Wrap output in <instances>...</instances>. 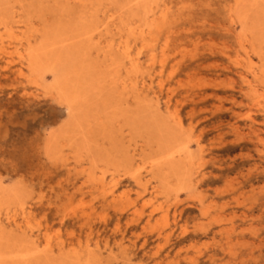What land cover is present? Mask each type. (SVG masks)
<instances>
[{
	"label": "rangeland",
	"instance_id": "1",
	"mask_svg": "<svg viewBox=\"0 0 264 264\" xmlns=\"http://www.w3.org/2000/svg\"><path fill=\"white\" fill-rule=\"evenodd\" d=\"M46 1L0 0L5 237L30 264H264V0Z\"/></svg>",
	"mask_w": 264,
	"mask_h": 264
},
{
	"label": "bare ground",
	"instance_id": "2",
	"mask_svg": "<svg viewBox=\"0 0 264 264\" xmlns=\"http://www.w3.org/2000/svg\"><path fill=\"white\" fill-rule=\"evenodd\" d=\"M3 1V0H2ZM5 1V0H4ZM48 1V0H47ZM46 1V2H47ZM57 1V0H56ZM55 1V2H56ZM237 1V0H236ZM254 1V0H253ZM84 2V1H83ZM86 2V1H85ZM122 2V1H121ZM125 2V1H124ZM135 2V1H134ZM59 3V2H58ZM133 3V2H132ZM3 4V3H2ZM115 4V3H114ZM234 4V3H233ZM244 4H245V2H244ZM252 4H253V2H252ZM1 5V4H0ZM254 5H256V3L254 4ZM17 6V5H16ZM101 6V5H100ZM129 6V5H128ZM150 6V5H149ZM166 6V5H165ZM164 6V7H165ZM249 6V5H248ZM52 7V6H51ZM116 7H118L117 5H116ZM155 7V6H154ZM242 7V6H241ZM251 8H252V6H250ZM69 8V7H68ZM67 8V9H68ZM73 8V7H72ZM87 8H88V6H87ZM139 8V7H138ZM148 8V7H147ZM151 8V7H150ZM163 8V7H162ZM244 8V7H243ZM97 9H98V7H97ZM129 9V8H128ZM246 9H247V7H246ZM261 9V8H260ZM57 10V9H56ZM150 10V9H149ZM234 10V9H233ZM141 11L143 12V9H141ZM151 11V10H150ZM227 11H228V9H227ZM231 12V11H230ZM243 12V11H242ZM251 12V11H250ZM232 13H233V11H232ZM58 14V13H57ZM145 16H146V14H145ZM229 16V15H228ZM239 16V15H238ZM244 16V15H243ZM246 16V15H245ZM255 16V15H254ZM259 16V15H258ZM163 17V16H162ZM230 17V16H229ZM253 17V16H252ZM109 18V17H108ZM151 18V17H150ZM158 18V17H157ZM245 18V17H244ZM244 18H242V19H244ZM258 18V17H257ZM1 19V18H0ZM13 19V18H12ZM54 20V19H53ZM241 20V19H240ZM252 20V19H251ZM250 20V21H251ZM93 21V20H92ZM232 21V20H231ZM249 21V20H248ZM247 21V22H248ZM253 21V20H252ZM3 22V21H2ZM122 23V22H121ZM246 23V22H245ZM256 23V22H255ZM129 24H130V22H129ZM249 24H251V23H249ZM1 25V24H0ZM123 26H124V24H122ZM131 26V25H130ZM145 26V25H144ZM260 26V25H259ZM2 27V26H1ZM106 27V26H105ZM111 27V26H110ZM140 27V26H139ZM258 26L256 25V28H257ZM87 28V27H86ZM253 28V27H252ZM260 28V27H259ZM259 28L257 29L258 31H259ZM264 28V27H263ZM120 29V28H119ZM254 29V28H253ZM128 30V29H127ZM257 30H256V33H258L257 32ZM129 31V30H128ZM260 33H262V29H260ZM62 33V32H61ZM116 34V33H115ZM63 35V34H62ZM85 35V34H84ZM156 35V34H155ZM254 35H256V34H254ZM261 35V34H260ZM126 36V35H125ZM32 37V36H31ZM60 38H62V37H60ZM124 38V37H123ZM122 38V39H123ZM139 38V37H138ZM260 38V37H259ZM1 39V38H0ZM125 40V39H124ZM31 41V40H30ZM126 41V40H125ZM32 42V41H31ZM124 42V41H123ZM127 42V41H126ZM134 42V41H133ZM44 43V42H43ZM87 43V42H86ZM154 44V43H153ZM125 45V44H124ZM132 45V44H131ZM107 46V45H106ZM128 46V45H127ZM137 46H139L138 44H137ZM48 47L49 46H46V47H43V48H30V51L27 53V55L28 56H26L27 57V59H28V65H29V68L31 69V70H35V71H38V69H40L41 68V66H42V57H43V55H45L47 52H48ZM143 48V47H142ZM108 49V48H107ZM119 49H121V48H119ZM125 50H126V48H124ZM65 50H67V49H65ZM45 51V52H44ZM60 51H61V49H60ZM109 51H110V49H109ZM71 52V51H70ZM69 52V53H70ZM129 52V51H128ZM72 53V52H71ZM74 53V52H73ZM68 55V54H67ZM138 55V54H137ZM122 56V55H121ZM21 57H23V56H21ZM50 57V56H49ZM138 57V56H137ZM139 58V57H138ZM154 58V57H153ZM49 60H50V58H49ZM97 60V59H96ZM124 60V59H123ZM50 61H52V59L50 60ZM84 61V60H83ZM132 61V60H131ZM131 61H130V63H131ZM140 61V60H139ZM150 61V60H149ZM22 62V61H21ZM125 62V61H124ZM153 62H154V60H153ZM149 63V62H148ZM15 64V63H14ZM125 64H126V62H125ZM150 64V63H149ZM139 65V64H138ZM253 65V64H252ZM25 66V65H24ZM133 66V65H132ZM134 66H136V65H134ZM18 67V66H17ZM99 67V66H98ZM121 67V66H120ZM100 68V67H99ZM145 68V67H144ZM149 68V67H148ZM152 68V67H151ZM53 69V68H52ZM95 69V68H94ZM110 69V68H109ZM24 70V69H23ZM53 70H55V69H53ZM112 70V69H111ZM117 70H119L118 69V67H117ZM116 70V71H117ZM132 70H133V68H132ZM141 70H142V68H141ZM145 70V69H144ZM148 70V69H147ZM146 70V71H147ZM103 71V70H102ZM108 72V71H107ZM128 72V71H127ZM144 72V71H143ZM104 73V72H103ZM108 73H110V72H108ZM129 73V72H128ZM98 74V73H97ZM96 74V75H97ZM107 74V73H106ZM113 74H115L114 73V71H113ZM121 74V73H120ZM117 75V74H116ZM137 75V74H136ZM139 75V74H138ZM109 76V75H108ZM111 76V75H110ZM119 76H121V75H119ZM25 77V76H24ZM45 77V76H44ZM89 77V76H88ZM112 77V76H111ZM146 77V76H145ZM48 78V77H47ZM57 78L60 80L61 78H62V75H57ZM112 78H114V77H112ZM131 78V77H130ZM27 80V79H26ZM44 80V79H43ZM103 80H105V78L103 79ZM114 80V79H113ZM67 81H68V79H67ZM116 82H117V80H115ZM127 81V80H126ZM133 81V80H132ZM30 82V81H29ZM82 82V81H81ZM114 82V81H113ZM112 81L110 82V83H113ZM115 82V83H116ZM78 83H80V81L78 82ZM85 83V82H84ZM106 84H107V82H106ZM105 84V85H106ZM116 84H118V83H116ZM137 84H138V82H137ZM114 85V84H113ZM125 85H127L126 83H125ZM41 86V85H40ZM42 88H43V86H41ZM76 87H77V85H76ZM83 87V86H82ZM114 87H116V86H114ZM138 87V86H137ZM153 87V86H152ZM85 88V87H84ZM94 88V87H93ZM97 88V87H96ZM117 88V87H116ZM128 88V87H127ZM126 88V89H127ZM97 89H99V88H97ZM143 89V88H142ZM118 90V89H117ZM63 91L66 93V101L69 103V110L71 111V109L73 108V100H74V98H73V96L71 95L72 93L71 92H69V91H67L65 88L63 89ZM82 92H83V90H81ZM92 91V90H91ZM96 91V90H95ZM111 91V90H110ZM121 91V90H120ZM123 91V90H122ZM130 91V90H129ZM146 92V91H145ZM88 93V92H87ZM98 93V92H97ZM119 93V92H118ZM128 94H130V93H128ZM127 94V95H128ZM132 94V93H131ZM135 95H136V93H134ZM94 95V94H93ZM105 95V94H104ZM86 96V95H85ZM100 96H101V93H100ZM99 96V97H100ZM124 96V95H123ZM141 96V95H140ZM55 97V96H54ZM107 97V96H106ZM106 97H105V100H106ZM110 97H112V93H111V96ZM96 98V97H95ZM97 98H98V96H97ZM101 98V97H100ZM128 98V97H127ZM155 98V97H154ZM89 99V98H88ZM112 99H115L114 98V95H113V98ZM122 99V98H121ZM124 99V98H123ZM126 99V98H125ZM57 100V99H56ZM59 100V99H58ZM90 100V99H89ZM97 100V99H96ZM99 100V99H98ZM103 100H104V97H103V99H101L100 100V102L102 101L103 102ZM104 100V101H105ZM109 100V98H107V101ZM140 100V99H139ZM142 100V99H141ZM110 101H111V99H110ZM116 101H118V100H116ZM127 101V100H126ZM112 102V101H111ZM110 102V103H111ZM119 102V101H118ZM61 103V102H60ZM90 103V102H89ZM88 103V104H89ZM94 103V102H93ZM98 103V102H97ZM110 103H109V105H110ZM101 104V103H100ZM99 104V105H100ZM115 104V103H114ZM118 104V103H117ZM137 105H138V103H136ZM140 104V103H139ZM102 105V104H101ZM93 106H95V105H93ZM106 106V105H105ZM83 107H85L84 105H83ZM121 107V106H120ZM87 107H85L84 109H85V112H82V113H86L85 115H87V109H86ZM104 108V106L102 107V109ZM139 108V107H138ZM83 109V108H82ZM90 109V108H89ZM93 109V108H92ZM96 109V108H95ZM99 109V108H98ZM122 109V108H121ZM126 109H127V107H126ZM130 109H131V107H130ZM134 109V108H133ZM68 110V112H70ZM84 111V110H83ZM94 111V110H93ZM95 113V115H96V111L94 112ZM104 113V112H103ZM85 115H83V116H85ZM102 115V114H101ZM80 116V115H79ZM100 116V115H99ZM75 117V116H74ZM173 117V116H172ZM83 118V117H82ZM85 118V117H84ZM87 119V118H86ZM89 119H91L90 117H89ZM68 120V119H67ZM74 120H76V119H74ZM85 120V119H84ZM123 121H124V119H123ZM67 122V121H66ZM72 122V121H71ZM88 122H90V121H88ZM74 123V122H73ZM91 123V122H90ZM182 123H184V122H182ZM88 124V123H87ZM80 125V124H79ZM62 126H64V124L62 125ZM85 126V125H84ZM86 126H88V125H86ZM78 127H76V129H77ZM87 128V127H86ZM90 128H91V126H90ZM113 128V127H112ZM72 129V128H71ZM75 129V130H76ZM65 130V129H64ZM69 130V129H68ZM114 130L116 131V129L114 128ZM117 132V131H116ZM68 132H66V133H64V134H67ZM91 133V132H90ZM100 133V132H99ZM116 135V134H115ZM67 136H68V134H67ZM67 136H66V138H67ZM70 136V135H69ZM68 136V137H69ZM50 136H47V138H49ZM58 137L59 136H57V139H58ZM63 137V136H62ZM62 137H59V138H62ZM74 137H75V135H74ZM94 137V136H93ZM112 138V137H111ZM69 139H71V137L69 138ZM107 139V138H106ZM113 139H115V137L113 138ZM53 140H55V139H53ZM66 140H68V138L66 139ZM129 140V139H128ZM51 141H52V136H51ZM87 141H89V140H87ZM126 141V140H125ZM130 141V140H129ZM58 142H59V140L57 141V144H58ZM69 142V141H68ZM71 142H73V141H71ZM107 142V141H106ZM134 142V141H133ZM189 142V141H188ZM90 143V142H89ZM136 143V142H135ZM141 143V142H140ZM162 143V142H161ZM199 143V142H198ZM51 144H53V143H51ZM57 144H56V146H55V148L57 147ZM189 144H190V142H189ZM97 145V144H96ZM163 145V144H162ZM47 146V145H46ZM76 146V145H75ZM187 146V145H186ZM52 147V146H51ZM80 147V146H79ZM83 147V146H82ZM128 147V146H127ZM64 148V147H63ZM66 148V147H65ZM122 148H123V146H122ZM186 148V147H185ZM190 148V147H189ZM72 149V148H71ZM82 149V148H81ZM113 149H115L114 148V146H113ZM182 150H183V148H179V149H177V150H175V149H171V150H168V151H166V154L162 157V158H164V159H174L175 157H177V156H179L180 155V153L182 152ZM63 151V150H62ZM88 151H91V150H88ZM96 151V150H95ZM82 152V151H81ZM84 152V151H83ZM86 152V151H85ZM133 152V151H132ZM72 153V152H71ZM90 153V152H89ZM88 154V153H87ZM101 154H102V152H101ZM107 154V153H106ZM64 155H65V153H64ZM90 154H88V156H89ZM94 155V154H93ZM46 156V155H45ZM67 156V155H66ZM65 157V156H64ZM196 157V156H195ZM48 158V157H47ZM62 158H63V156H62ZM67 158H68V156H67ZM73 158V157H72ZM87 158V157H86ZM89 158V157H88ZM92 158V157H91ZM65 159V158H64ZM75 159V158H74ZM82 159H83V157H82ZM195 159V158H194ZM67 160V159H66ZM197 160V159H196ZM58 161V160H57ZM56 161V162H57ZM62 161V160H61ZM60 161V162H61ZM69 162V161H68ZM68 162H67V164H68ZM78 162V161H77ZM75 163V162H74ZM159 163V162H158ZM203 163V162H202ZM201 163V164H202ZM91 164V163H90ZM95 164V163H94ZM63 165V164H62ZM69 165V164H68ZM71 165V164H70ZM56 167V166H55ZM202 167V166H201ZM64 168H65V165H64ZM66 168H72V167H66ZM81 169V168H80ZM85 170V169H84ZM58 171V170H57ZM75 171V170H74ZM67 172V171H66ZM66 172H65V174H66ZM70 172V171H69ZM104 172V171H103ZM72 173V172H71ZM68 175H70L69 173H67ZM99 174V173H98ZM104 174V173H103ZM102 174V175H103ZM63 175V174H62ZM78 175V174H77ZM129 175V174H128ZM61 176V175H60ZM71 176V175H70ZM79 176V175H78ZM93 176V175H92ZM75 177V176H74ZM89 177V176H88ZM98 177V176H97ZM62 178V177H61ZM94 178V177H93ZM117 178V177H116ZM123 178V177H122ZM92 179V178H91ZM90 179V180H91ZM85 180V179H84ZM68 181V180H67ZM183 181V180H182ZM105 182V181H104ZM151 182V181H150ZM88 183V182H87ZM188 183V182H187ZM80 184V183H79ZM153 185H155V184H153ZM173 185V184H172ZM70 186V185H69ZM159 186V185H158ZM83 187V186H82ZM174 187H176V186H174ZM31 188V187H30ZM105 188V187H104ZM26 189H29V188H26ZM32 189V188H31ZM106 189V188H105ZM118 189V188H117ZM138 189V188H137ZM159 189V188H158ZM35 190V189H34ZM23 191V190H22ZM70 191V190H69ZM136 191V190H135ZM139 191V190H138ZM148 191V190H147ZM151 191V190H150ZM105 192V191H104ZM33 193V192H32ZM31 193V194H32ZM35 193V192H34ZM36 193H40V191L39 192H36ZM129 193V192H128ZM160 193V192H159ZM166 193H168V192H166ZM157 194V193H156ZM108 195V194H107ZM110 195V194H109ZM115 195V194H114ZM119 195V194H118ZM121 195V194H120ZM131 195V194H130ZM163 195V194H162ZM166 195V194H165ZM44 196V195H43ZM42 196V197H43ZM70 196V195H69ZM42 197H41V199H42ZM60 197V196H59ZM62 197H64V196H62ZM117 197V196H116ZM119 197V196H118ZM153 197V196H152ZM168 197H170V196H168ZM37 198V197H36ZM73 198V197H72ZM84 198V197H83ZM114 198V197H113ZM121 198V197H120ZM119 198V199H120ZM38 199V198H37ZM124 199V198H123ZM159 199V198H158ZM61 200V199H60ZM69 200V199H68ZM73 200V199H72ZM107 200H108V198H107ZM110 200V199H109ZM138 200H140V199H138ZM151 200V199H150ZM34 201V200H33ZM38 201V200H37ZM58 201V200H57ZM129 201V200H128ZM142 201V200H141ZM147 201V200H146ZM145 201V202H146ZM152 201V200H151ZM154 201V200H153ZM152 201V202H153ZM102 202V201H101ZM144 202V203H145ZM151 202V203H152ZM72 203V202H71ZM150 203V202H149ZM42 204V203H41ZM60 204H62L61 203V201H60ZM155 204V203H154ZM153 204V205H154ZM64 205V204H63ZM146 205V204H145ZM164 205V204H163ZM35 206H36V204H35ZM34 206V207H35ZM38 206V205H37ZM51 206V205H50ZM59 206V205H58ZM61 206V205H60ZM102 206V205H101ZM144 206V205H143ZM142 206V207H143ZM155 206H156V204H155ZM169 206V205H168ZM33 207V206H32ZM39 207V206H38ZM47 207H49V206H47ZM53 207V206H52ZM154 207V206H153ZM157 207V206H156ZM170 207L171 206H169V209H170ZM45 208V207H44ZM50 208V207H49ZM62 208V207H61ZM60 208V209H61ZM73 208V207H72ZM57 209V208H56ZM67 209V208H66ZM139 209V208H138ZM137 209V210H138ZM167 209V208H166ZM141 210H143V209H141ZM152 210V209H151ZM168 210V209H167ZM34 211V210H33ZM75 211V210H74ZM129 211H131V210H129ZM144 211V210H143ZM145 212V211H144ZM150 212V211H149ZM157 212V211H156ZM164 212V210H162V213ZM165 212H166V210H165ZM70 213V212H69ZM168 213H169V211H168ZM152 214V213H151ZM157 214V213H156ZM36 215V214H35ZM67 215V214H66ZM66 215H65V217H66ZM78 215V214H77ZM145 215V214H144ZM160 215V214H159ZM68 216V215H67ZM168 216V215H167ZM160 217V216H159ZM162 217V216H161ZM15 218V217H14ZM158 218V217H157ZM165 217H163V219H164ZM12 219V218H11ZM165 219H167V218H165ZM64 220V219H63ZM149 220V219H148ZM160 219L158 218V221H159ZM168 220V219H167ZM27 221V220H26ZM164 221V220H163ZM65 222V221H64ZM63 223V222H62ZM149 223V222H148ZM163 223V222H162ZM6 224V223H5ZM43 224V223H42ZM63 224H65V223H63ZM77 224V223H76ZM160 224V223H159ZM153 226V225H152ZM15 227V226H14ZM52 228V227H51ZM51 228H50V230H51ZM29 230V229H28ZM27 230V231H28ZM70 230V229H69ZM4 230L2 229V227L0 226V264H30L32 261H33V259H34V257H35V250L33 251V250H31L30 249V246H26V245H16V244H13V243H11V241L12 240H8L6 237H5V235H4V232H3ZM32 231V230H31ZM33 232V231H32ZM56 232V231H55ZM17 233V232H16ZM27 233V232H26ZM35 233V232H34ZM51 233H52V231H51ZM59 233V232H58ZM58 233L56 234V235H58ZM61 233V232H60ZM63 233V232H62ZM72 233V232H71ZM74 233V232H73ZM64 234V233H63ZM84 234V233H83ZM86 234V233H85ZM50 235V234H49ZM60 235H62V234H60ZM74 235V234H73ZM93 235V234H92ZM13 236V235H12ZM35 236V235H34ZM83 236V235H82ZM25 237V236H24ZM27 237V236H26ZM51 237H52V235H51ZM64 237V236H63ZM66 237V236H65ZM92 237V236H91ZM12 238V237H11ZM10 238V239H11ZM40 238V237H39ZM70 238V237H69ZM72 238V237H71ZM84 238H85V236H84ZM25 239V238H24ZM41 239V238H40ZM78 239V238H77ZM92 239V238H91ZM14 240H15V238L13 239V242H14ZM23 240V239H22ZM31 240V239H30ZM37 241V240H36ZM50 241H52V240H50ZM89 241V240H88ZM21 242V241H20ZM59 242H61V239H60V241ZM64 242V241H63ZM62 242V243H63ZM69 242V241H68ZM70 242H73V241H70ZM37 243V242H36ZM45 244L47 243L48 244V240H47V242H44ZM40 244V243H39ZM41 244H42V239H41ZM72 244V243H71ZM74 244V243H73ZM75 244H77V242L75 243ZM82 244V243H81ZM63 245V244H62ZM108 245V244H107ZM41 246V245H40ZM39 246V247H40ZM47 246V245H46ZM69 246V245H68ZM85 246V245H84ZM86 246H88V244L86 245ZM65 247H67V246H65ZM65 247H64V249H65ZM78 247V246H77ZM76 247V248H77ZM81 247V246H80ZM90 247V246H89ZM89 247H85V248H88L87 250H89ZM44 248V247H43ZM47 248H49V247H47ZM62 248V247H61ZM96 249V248H95ZM48 250V249H47ZM78 250V249H77ZM102 250V249H101ZM112 250H114V249H112ZM96 251V250H95ZM106 251V250H105ZM105 251H102V254H103V252H105ZM111 251V250H110ZM46 252H48L49 253V251H46ZM71 252V251H70ZM76 252V251H75ZM74 252V253H75ZM89 252L90 251H88V253L87 254H89ZM96 252H98V251H96ZM45 253V252H44ZM79 253H80V251H79ZM63 254H65V251H63ZM72 254V253H71ZM85 254V253H84ZM93 254H94V252H93ZM97 254V253H96ZM96 254H94L93 256L95 257V255ZM51 255H52V252H51ZM57 255V254H56ZM68 255V257H69V255H70V253L69 254H67ZM98 255V254H97ZM96 255V256H97ZM111 255V254H110ZM62 256V255H61ZM72 256V255H71ZM81 256V255H80ZM91 256H92V254H91ZM59 257V256H58ZM73 257V256H72ZM79 257V256H78ZM88 257V256H87ZM94 257H92V260L94 259L95 261H97ZM99 257V256H98ZM101 257H103L104 258V256H101ZM64 258V257H63ZM89 258V257H88ZM87 258V259H88ZM97 258V257H96ZM108 258V257H107ZM42 259V258H41ZM61 259H62V257H61ZM72 260H73V258H71ZM70 259V260H71ZM76 259V258H75ZM80 259V258H79ZM78 259V260H79ZM84 259V258H83ZM86 259V260H87ZM89 259H91V257L89 258ZM53 260V259H52ZM69 260V259H68ZM81 260V259H80ZM54 261V260H53ZM52 261V262H53ZM67 261V260H66ZM91 261V260H90ZM100 261V260H99ZM43 262V261H42ZM41 262V263H42ZM73 262V261H72ZM75 262H77V261H75ZM80 263V262H79ZM83 263H85V261L83 262ZM89 263V262H88ZM98 263V262H97ZM100 263H102L103 264V261L102 262H100ZM108 263V262H107ZM118 263V262H117ZM46 264V263H45ZM75 264V263H74ZM86 264H87V261H86ZM99 264V263H98Z\"/></svg>",
	"mask_w": 264,
	"mask_h": 264
}]
</instances>
